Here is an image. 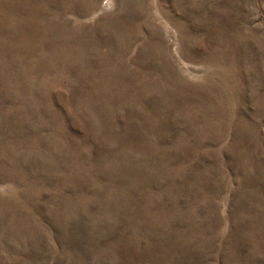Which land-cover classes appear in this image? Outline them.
Segmentation results:
<instances>
[{"label":"rangeland","instance_id":"1","mask_svg":"<svg viewBox=\"0 0 264 264\" xmlns=\"http://www.w3.org/2000/svg\"><path fill=\"white\" fill-rule=\"evenodd\" d=\"M0 264H264V0H0Z\"/></svg>","mask_w":264,"mask_h":264}]
</instances>
